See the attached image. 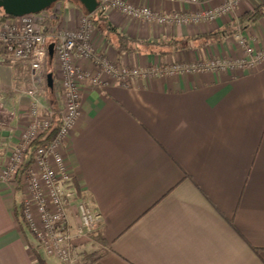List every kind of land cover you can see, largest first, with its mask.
I'll use <instances>...</instances> for the list:
<instances>
[{
  "label": "crops",
  "instance_id": "1",
  "mask_svg": "<svg viewBox=\"0 0 264 264\" xmlns=\"http://www.w3.org/2000/svg\"><path fill=\"white\" fill-rule=\"evenodd\" d=\"M124 1L165 15L200 9L168 0ZM198 3L216 7L221 0ZM58 6L46 20L53 48L42 69L48 110H57L61 79L54 32L74 28L84 14L75 3ZM259 7L264 0L244 1L236 20ZM104 17L128 39L149 43L237 27L228 16L214 23L162 27L127 19L109 7ZM5 19L0 12V23ZM51 19L56 26H50ZM105 26L95 25L94 47L130 67L243 55L235 35L165 57L120 55L104 36ZM243 31L254 47H264V17ZM30 88V65L0 55V161L20 145L30 122L25 112L31 101L24 95ZM81 109L64 152L75 181L103 219L90 239L74 242L86 264L96 256L98 264H264V64L235 74L136 79L131 88L109 80L106 87L84 90ZM22 200L21 189L0 180V264H40V259L60 264L39 249L22 219Z\"/></svg>",
  "mask_w": 264,
  "mask_h": 264
},
{
  "label": "built area",
  "instance_id": "2",
  "mask_svg": "<svg viewBox=\"0 0 264 264\" xmlns=\"http://www.w3.org/2000/svg\"><path fill=\"white\" fill-rule=\"evenodd\" d=\"M173 4H199L196 13L161 14L150 7H135L124 0H98L99 9L109 7L133 21H146L162 27L195 26L214 23L228 16L236 20L238 7L246 0H221L211 7L198 0H168ZM44 13L8 18L0 23V55L27 63L31 68V88L24 92L30 101V122L21 136V143L6 160L0 161V180L23 191L21 216L39 249L60 264H83L74 248L79 239H90L102 227V216L90 198L79 195L74 175L68 167L65 145L76 129L81 116V101L88 87L103 88L108 81L131 88L136 79H160L177 75L202 73L235 74L254 70L264 64V47H254L236 20L235 40L243 55L235 58L213 56L194 62L177 61L144 69L111 61L98 52L92 43L95 24L90 14H82L72 29L54 32L55 63L61 79L54 112L42 103L43 65L48 59L51 38ZM84 65H90L88 70ZM55 114L60 128L50 142L33 147L54 125ZM81 190V189H80ZM82 191V190H81ZM83 192V191H82ZM84 193V192H83Z\"/></svg>",
  "mask_w": 264,
  "mask_h": 264
},
{
  "label": "trees",
  "instance_id": "3",
  "mask_svg": "<svg viewBox=\"0 0 264 264\" xmlns=\"http://www.w3.org/2000/svg\"><path fill=\"white\" fill-rule=\"evenodd\" d=\"M66 2L75 3L78 5L84 14H88L83 6L78 1L66 0ZM52 9V8H51ZM47 11H50L48 9ZM45 11V12H47ZM0 12L4 15V18H13L10 16H6L4 12L0 9ZM264 17V7H259L251 13H247L241 20L240 25L242 29L248 28L250 23L257 22L260 18ZM92 19L94 24L100 25L105 22V32L104 36L107 38L108 43L116 49V51L123 55L125 53H137V54H149V55H158L165 57L167 55H171L182 50H186L189 48H201L205 46H210L215 43L221 42L226 36L235 35L237 32V27L234 25L230 26L228 29L220 30L213 34L200 35L196 38L182 39V40H174V41H161L157 43H149L147 41H139L128 39L122 34L118 33L115 29H113L108 23H106V18L104 17V9H98V11L92 15ZM52 111H56L50 108ZM60 128V118L57 114H55L54 125L45 135L41 136L34 144L35 146L44 145L51 140H53ZM75 189L78 191L79 195H83L87 197L85 193L80 190L78 183L74 180ZM256 252L257 249H254ZM94 260L92 264H98L100 256L91 257ZM40 264H45L43 260L40 259ZM91 264V263H90Z\"/></svg>",
  "mask_w": 264,
  "mask_h": 264
},
{
  "label": "water",
  "instance_id": "4",
  "mask_svg": "<svg viewBox=\"0 0 264 264\" xmlns=\"http://www.w3.org/2000/svg\"><path fill=\"white\" fill-rule=\"evenodd\" d=\"M66 0H0V9L6 16L20 18L26 15L41 14L51 9L56 4ZM78 1L90 15L96 13L100 7L98 0H73ZM50 55L53 48H49ZM49 87L53 88V79L48 77Z\"/></svg>",
  "mask_w": 264,
  "mask_h": 264
},
{
  "label": "rangeland",
  "instance_id": "5",
  "mask_svg": "<svg viewBox=\"0 0 264 264\" xmlns=\"http://www.w3.org/2000/svg\"><path fill=\"white\" fill-rule=\"evenodd\" d=\"M62 2H64V1H62ZM62 2H60V3H62ZM60 3H58V4H60ZM58 4H56L54 7H52V9H50L51 10V12H48V13H46V14H44V16L45 17H48V18H50L51 16H53V15H56V10L57 11H59L61 8L58 6L57 8H55ZM55 8V9H54ZM43 13H45V12H43ZM84 13V12H83ZM51 14V16H49V15ZM95 14V13H94ZM93 14V15H94ZM52 20V19H51ZM54 20L55 19H53L52 20V22H51V25L50 26H56L57 24H56V22H54ZM56 24V25H55ZM45 77H44V80H43V82H42V91H41V99H42V103H43V105H44V98H43V96H44V86H45ZM28 91V90H27ZM56 104V106L58 105V102H56L55 103ZM44 107H45V105H44ZM47 109V108H46ZM27 115H28V107H27V111L25 112ZM10 156V155H9ZM92 202V201H91ZM92 205H93V203H91ZM94 207V206H93ZM76 253H80V252H76ZM80 255V257H81V255H82V253L81 254H79ZM45 257H47L46 255H44ZM47 258H49V257H47ZM51 259H55V258H51ZM82 259V258H81ZM55 260H57V259H55ZM58 261V260H57ZM59 262V261H58ZM82 262H83V264H86V262L82 259Z\"/></svg>",
  "mask_w": 264,
  "mask_h": 264
}]
</instances>
